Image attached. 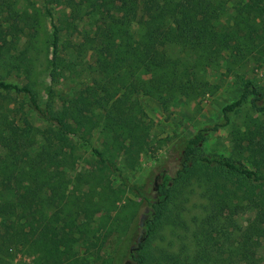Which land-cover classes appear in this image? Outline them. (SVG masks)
<instances>
[{"label":"trees","instance_id":"obj_1","mask_svg":"<svg viewBox=\"0 0 264 264\" xmlns=\"http://www.w3.org/2000/svg\"><path fill=\"white\" fill-rule=\"evenodd\" d=\"M49 2L63 9L51 45L39 14L0 0V264L13 255L10 249L36 264H112L99 263L101 250L124 218L102 211L109 200L101 192L71 188L73 138L98 130L100 162L117 171L113 160L124 154L132 167L149 144L144 97L168 109L177 98L217 93L220 86L207 73L224 62L230 73L248 61L264 64V0L237 3L231 12L226 0ZM175 34L184 45L172 55ZM61 65L86 81L61 109L51 98L41 105L39 78L48 69L54 86ZM11 76L21 84L7 82ZM241 84V96L223 108L224 123L185 139L174 176L164 174L150 193L128 185L146 210L133 216L131 232L138 236L127 264H242L259 244L253 238L264 239V121L248 116L243 128L232 129L229 155L202 152L209 135L249 99L264 114V91L249 79ZM14 96L27 100L44 129ZM250 213L248 234L239 218Z\"/></svg>","mask_w":264,"mask_h":264},{"label":"rangeland","instance_id":"obj_2","mask_svg":"<svg viewBox=\"0 0 264 264\" xmlns=\"http://www.w3.org/2000/svg\"><path fill=\"white\" fill-rule=\"evenodd\" d=\"M13 1L18 4L17 8L20 11L40 15L51 45L55 31L54 26L58 28L63 9L51 4L49 0ZM226 1L231 12V8L237 3H248L250 0ZM76 30L75 36H79L77 38L79 39L82 27L78 31ZM66 38V33H62L61 40L64 41ZM183 45V38L179 34H175L173 42L168 46V52L175 55L183 48ZM52 52L51 48L49 50L50 59ZM48 68L51 67L48 66ZM226 68L224 62L221 68L209 70L207 73L208 80L220 86L217 93L213 95L193 101L177 98L168 109H164L159 102L151 97L143 98L142 102L147 114L146 121L151 125L150 138L146 150L132 167L126 161L124 154H118L113 160L117 171L112 170L108 164L100 162L96 151H104V146L103 137L98 130L93 135L87 136L86 139L81 138V135L73 138L77 160L74 169L69 171V177L72 179L71 188L77 190V194L80 190L83 193L101 192L110 201L103 203L102 211L110 210L109 215L112 217L119 214L121 218H124L118 231L111 235L103 246L99 263L107 261L112 264H127L129 262L128 252L136 244L138 235L131 232V228L134 226L133 216H138V214L141 216L146 210V204L131 193L128 185H144V191L150 193L164 174L174 176L180 168L182 144L185 139L206 126L224 123L223 108L237 100L243 93L242 78L252 80L259 89L264 91L263 63L248 61L244 67L234 69L231 73ZM58 71L54 86H52L48 69L47 72L41 74L39 101L41 105H44L51 98L55 108L61 109L63 102L71 98L79 84L85 82L86 79L85 77L74 78L66 65H61ZM7 82L21 84L22 80L11 76ZM50 92H52L51 95ZM14 98H11L12 102L22 103L24 113L34 126L40 129L46 127V123L39 115L28 107L27 100L15 96ZM250 100L229 114L228 125L209 135L208 141L202 147V152L229 155L231 150L229 138L232 129L243 128L248 116H255L264 121V114L255 113ZM1 155H3V151L0 149V159ZM86 176L89 180L88 183L83 181ZM113 201H117L116 204ZM253 216L250 213L239 218L242 230L248 234L253 233L251 227ZM128 238H132V240L126 241ZM253 241H258L259 244L255 245L249 261L242 264H264V239L256 235ZM10 253L13 255L7 257L6 264H36L35 257L24 255L22 252L16 254L13 249H10ZM80 253L83 255L84 251L81 250Z\"/></svg>","mask_w":264,"mask_h":264}]
</instances>
